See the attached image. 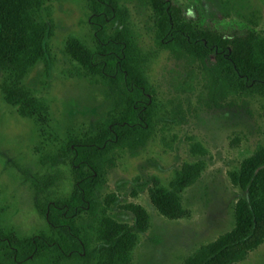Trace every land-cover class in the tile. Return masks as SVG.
<instances>
[{
    "label": "rangeland",
    "instance_id": "obj_1",
    "mask_svg": "<svg viewBox=\"0 0 264 264\" xmlns=\"http://www.w3.org/2000/svg\"><path fill=\"white\" fill-rule=\"evenodd\" d=\"M172 2L187 22L225 36L249 32L264 42V0ZM119 6L131 61L138 64L152 91L156 126L142 148L109 153L113 166L99 188V205L92 218L81 216L76 225L85 231L88 251L100 245L99 226L101 219H107L135 236L127 264H183L199 247L233 229L236 202L245 196L233 177L256 147L264 145V98L240 96L234 98L235 106L204 108L199 101V71L177 62L157 45L152 11L135 0H120ZM88 13L87 0H39L34 9V22L50 30L49 59L46 66L39 61L30 67L18 86L46 106L43 124L3 102L6 73L0 71V232L17 241L52 237L33 207V191L25 178L43 173L40 159L57 154L71 139H83L110 106L98 74L83 69L65 51L69 39L95 51ZM173 107L183 114L182 120ZM193 166L198 168L195 180L176 195L184 217L164 218L152 206L148 190L157 184L173 191L183 168ZM61 170L58 192L66 197L71 191L70 174L67 165ZM130 205L139 206L147 216L141 233L132 230ZM235 264H264V241Z\"/></svg>",
    "mask_w": 264,
    "mask_h": 264
},
{
    "label": "trees",
    "instance_id": "obj_2",
    "mask_svg": "<svg viewBox=\"0 0 264 264\" xmlns=\"http://www.w3.org/2000/svg\"><path fill=\"white\" fill-rule=\"evenodd\" d=\"M87 1V23L96 42L95 51L74 39L67 41L65 51L83 69L98 74L110 106L83 139H71L57 154L40 159L43 173L25 178L33 191V207L49 226L52 237L21 242L0 232V264H127V251L135 240L125 226L101 219L100 245L88 251L85 231L76 225L81 216L92 218L99 205V188L107 169L113 166L109 153H133L142 148L156 126L152 91L129 55L120 0ZM135 1L152 11L157 45L177 62L199 71V101L204 108H229L240 96L264 98V42L249 32L225 36L187 22L172 0ZM38 5L39 0H0V71L6 73L1 95L3 102L16 107L21 116L36 117L43 124L46 106L18 86L30 67L39 61L46 66L49 59L50 30L33 20ZM174 107L177 119L182 120L183 114ZM261 133L264 139V115ZM64 165L68 166L71 182L66 197L58 192ZM183 171L173 191L157 184L148 190L152 206L166 219L185 215L176 195L193 183L198 168L185 167ZM233 182L245 193L236 202L233 229L199 247L183 264H235L263 243L264 145L257 146L240 164ZM127 209L133 216L132 230L143 232L145 212L135 205Z\"/></svg>",
    "mask_w": 264,
    "mask_h": 264
}]
</instances>
